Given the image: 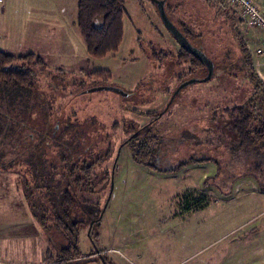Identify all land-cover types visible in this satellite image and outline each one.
I'll list each match as a JSON object with an SVG mask.
<instances>
[{
  "label": "rangeland",
  "instance_id": "1",
  "mask_svg": "<svg viewBox=\"0 0 264 264\" xmlns=\"http://www.w3.org/2000/svg\"><path fill=\"white\" fill-rule=\"evenodd\" d=\"M41 1L0 0V11L9 5L0 13V49L46 62L42 71L33 66V85L20 94L0 91V236L37 231L25 222L32 214L40 223L30 203L28 214L8 196L17 186L26 193L28 181L41 210L71 192L80 253L70 264H264V160L257 170L261 159L237 147L229 112L252 90L239 38L264 81V55L256 53L264 29L218 0H165L168 20L214 63L213 79L194 81L207 70L187 74L159 0H126L122 44L101 57L88 53L80 34L77 6L70 8L78 0H56L63 16L51 18ZM102 85L129 95L92 90ZM150 111L162 117L141 130ZM86 122L96 127L81 144ZM134 133L158 137L159 170L122 144ZM191 158L198 162L172 170ZM91 164V172L81 169Z\"/></svg>",
  "mask_w": 264,
  "mask_h": 264
},
{
  "label": "trees",
  "instance_id": "2",
  "mask_svg": "<svg viewBox=\"0 0 264 264\" xmlns=\"http://www.w3.org/2000/svg\"><path fill=\"white\" fill-rule=\"evenodd\" d=\"M125 3L126 0H78L77 25L85 41L87 51L91 56L101 57L120 48L125 32V16L127 14ZM239 39L247 69L248 81L251 84L252 90H250L248 97L243 103L235 105L229 112L233 116V129L239 138V145L237 147L244 150H252L255 156L261 159V162H257L259 164L256 167L257 170H260L262 160H264V81L256 71L247 46L241 38ZM179 53L180 61L187 60L190 64V70L187 74L194 73L196 75L200 70L206 69L207 73L195 80H202L208 76V68L205 63L190 49L181 46ZM14 64H18V66L9 68ZM33 66H36L41 71L44 70L46 68L45 59L35 53L16 55L0 49V91L6 90L8 93L17 91V94H20L19 90L33 85L34 77L37 74ZM102 73V75L108 76L106 72ZM99 74L100 72H94L91 76ZM213 77L214 73L208 81L213 79ZM147 113L150 114L151 119L147 124L142 125L141 130H145L147 126L154 124L163 114L162 112L156 114V111ZM94 125L95 123H80L79 134L82 137L81 144L82 142L89 141L88 129ZM76 126L77 123H65L64 128L69 130L72 127L76 128ZM158 143L159 139L156 136L140 139L137 133L131 134L122 142V144L130 147L132 156L136 162L150 166L156 170H159L154 162L157 149L152 146ZM207 160L210 161L211 159L200 161L207 162ZM196 162L198 160L191 158L189 161L180 163L178 167L172 170L176 171L182 166ZM92 166V164L84 165L81 169L91 172ZM83 177L85 176L78 178V180H81ZM87 177L90 180L88 174ZM24 183L25 189L23 191L26 192L24 193L26 197L25 201L28 204L30 203V207H33L35 212L33 215L45 229L50 230L54 227L67 241V244H63V248L58 254V260L55 264L73 263L74 260L79 258L80 249L75 241L77 232L76 222L72 219L73 199L71 192L69 190L63 192L61 196L62 202L59 206H55V198H52L51 201L53 202L51 203H54V206L51 205L52 208L41 210L42 205H38L30 199L29 195L33 194V188L28 181H24ZM88 183L78 182V185L82 187L83 184L86 186ZM61 206H63L62 209L65 208L64 211L61 209ZM40 210L43 212L41 213ZM47 211H49V214L50 212L53 213V215L51 214L52 219H48L47 216L49 214Z\"/></svg>",
  "mask_w": 264,
  "mask_h": 264
},
{
  "label": "crops",
  "instance_id": "3",
  "mask_svg": "<svg viewBox=\"0 0 264 264\" xmlns=\"http://www.w3.org/2000/svg\"><path fill=\"white\" fill-rule=\"evenodd\" d=\"M218 1H220L222 4H225L222 0ZM75 2L73 3L72 7H70L71 11H74L76 6L78 10V1ZM260 3L261 0H259V4ZM211 5L217 6V3L211 2ZM40 6L41 8L45 9L43 10V18L58 15L61 17L63 16V5L56 0H43L41 1ZM8 8L9 5L3 7L0 13L5 14ZM30 13L32 12H27V14H24V17H22L23 20L25 16H29ZM13 188V194L8 195L11 196L9 199L12 201L15 200V208H19L21 206L20 208H22L25 213L28 212L29 214V210L26 206L27 202L25 201L26 197L21 192L22 189L18 186ZM25 222L27 224L36 223L37 231L31 235L29 233H25L24 235L21 233L20 235L16 234L15 236H13L14 232L5 231V234L0 236V260L17 264H55V262L58 260V254L63 248V244L59 242L60 239L58 240L59 236L57 233L60 232L52 228L51 230L45 229L43 225H40V223L33 219L32 214L28 215V218L25 220Z\"/></svg>",
  "mask_w": 264,
  "mask_h": 264
},
{
  "label": "built area",
  "instance_id": "4",
  "mask_svg": "<svg viewBox=\"0 0 264 264\" xmlns=\"http://www.w3.org/2000/svg\"><path fill=\"white\" fill-rule=\"evenodd\" d=\"M227 5L234 7L241 19L250 26L264 29V9L259 0H222ZM258 55H264V40L256 50ZM0 264H17L0 260Z\"/></svg>",
  "mask_w": 264,
  "mask_h": 264
},
{
  "label": "water",
  "instance_id": "5",
  "mask_svg": "<svg viewBox=\"0 0 264 264\" xmlns=\"http://www.w3.org/2000/svg\"><path fill=\"white\" fill-rule=\"evenodd\" d=\"M158 4H159V13H160L161 20L164 22V24L168 28V30L175 36V38L179 41V43L183 47L190 49L193 53H195L198 57H200L202 59V61L205 63V65L207 66L208 76L202 80L210 79L214 73L213 72V69H214L213 61L211 59H209L203 51L193 47L189 43V41L185 39V37L182 35V33L177 28H175V26L168 20V17L165 13V0H159ZM194 81H196V80H194ZM185 85H187V83ZM92 90H112V91H116V92L120 93L123 96L129 95V92H127V91H125V90H123L117 86H113V85H102V86L96 87Z\"/></svg>",
  "mask_w": 264,
  "mask_h": 264
},
{
  "label": "flooded vegetation",
  "instance_id": "6",
  "mask_svg": "<svg viewBox=\"0 0 264 264\" xmlns=\"http://www.w3.org/2000/svg\"><path fill=\"white\" fill-rule=\"evenodd\" d=\"M181 45V44H180ZM182 46V45H181Z\"/></svg>",
  "mask_w": 264,
  "mask_h": 264
}]
</instances>
